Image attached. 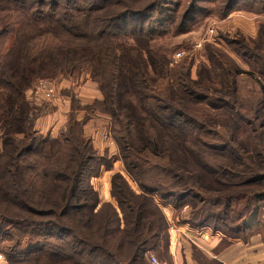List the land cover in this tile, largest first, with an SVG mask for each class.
<instances>
[{"label": "trees", "instance_id": "1", "mask_svg": "<svg viewBox=\"0 0 264 264\" xmlns=\"http://www.w3.org/2000/svg\"><path fill=\"white\" fill-rule=\"evenodd\" d=\"M209 2L0 0V11L20 14L44 42L12 43L0 56V242H8L0 251L8 264H147L146 251L167 252L161 203L179 211L192 202L180 214L191 227L243 241L262 226L264 85L258 82L261 97L247 108L236 79L244 71L212 47V70L193 78L189 63L170 66L162 50L145 54L126 41L171 22L185 32ZM241 5L264 11V0H220L217 11ZM82 72L102 98L81 104L63 90L65 129L38 132L39 114L27 99L36 80ZM91 111L112 118L124 170L137 184L112 173L114 203L101 201L90 183L108 164L83 130ZM150 173L166 180L147 182Z\"/></svg>", "mask_w": 264, "mask_h": 264}, {"label": "rangeland", "instance_id": "2", "mask_svg": "<svg viewBox=\"0 0 264 264\" xmlns=\"http://www.w3.org/2000/svg\"><path fill=\"white\" fill-rule=\"evenodd\" d=\"M124 1L127 3V5H136L140 0ZM219 5L220 0H211V2L207 3L206 6L209 7L210 12L208 11L205 15L196 18V21H194L185 32L178 33L175 30V23L171 22L165 26L159 27L158 30H156V32L149 37L142 36L125 39L128 43L138 46L139 49L145 54H147V52L150 50H162V53L167 54L168 59L170 60V66L176 64V62L180 63L182 61L189 63L192 66L193 78H197L200 75L203 67L208 70H212L213 59L206 51L208 46L212 47L221 53L219 58L221 55H224L226 58L230 59L236 67H239L244 71L236 78L238 96L243 102L244 106L247 108L251 106L254 107L255 101L261 97L259 94L260 87L258 86V82L264 85V11H258L259 5L249 8H243L241 5V7H237L221 16L222 12L217 11ZM114 7L115 6H110V9L113 10ZM105 12L106 11L104 10L100 11L96 14V16ZM109 13H113V11L109 10L108 14ZM99 17L100 20H103L101 17L105 16L101 14ZM210 29H212V32H210ZM41 35V31L36 29L32 30L31 28L25 26L24 19L20 14L14 16L8 11H0V56L5 55L12 43H37L40 47H42L41 43L44 42L43 36ZM245 46L248 49H246ZM245 50L247 51L246 53L244 52ZM178 51L181 52V56L177 60H173V55ZM39 56L42 58L46 57L43 53L39 54ZM60 80H63L65 83L67 82L69 84L89 80V83H93L95 89H97L96 83L93 82L89 74L85 72H82L79 74V76H70V74H66L59 76L58 79H53L55 83ZM262 91L264 93V86ZM101 98L102 95L100 99ZM27 99L30 104H33V111L39 114L37 119L40 117H47L51 114H56L57 112V127L60 128L63 126L64 121L61 118L62 114L56 110L58 108L54 103L55 95L50 101L42 99L36 100L31 96V93L28 92ZM88 114L90 115L87 118L88 123L86 124V130H88L87 136L92 138L95 133H98L99 129L100 136L102 138V133L107 126L110 130L109 137L111 140V143H106L102 138V140L107 144V147H105L103 151L96 149L100 155L106 158L108 164L101 168L98 176L90 179V183L98 192L99 199L101 201H111L114 203L109 193V181L112 173H121L133 189H137V184L131 180L129 175L124 170L122 154L119 150L116 140L113 137V134L111 133L112 118L110 115L98 111H91ZM96 114L102 120H98L92 116ZM66 124L67 123L65 122L64 128L60 130H64ZM212 141L214 143H218L216 140ZM112 143L115 146L114 153L109 150L110 144ZM107 166H111L112 168L106 169L110 168ZM154 180L159 182L165 181L166 178L162 177L161 175L156 177L152 176V178L147 180V182ZM164 204L167 203L160 204L163 212L165 211L162 207ZM189 204L191 206L192 202ZM190 206L188 204L184 205L179 211H176L173 206L171 207L174 210V214H182ZM262 212V226L256 229V233H258V236L256 237L258 242L260 239L262 242H264V207L262 208ZM231 216L232 214H229L230 218ZM169 227L170 224L168 228ZM241 241L246 242L243 240ZM7 243L8 242H0V246L3 247L7 245ZM0 253H2L0 264H8L4 253L2 251H0ZM151 253L157 256L159 259L165 261L167 264H171L167 254L164 253L163 256H159L154 252Z\"/></svg>", "mask_w": 264, "mask_h": 264}, {"label": "crops", "instance_id": "3", "mask_svg": "<svg viewBox=\"0 0 264 264\" xmlns=\"http://www.w3.org/2000/svg\"><path fill=\"white\" fill-rule=\"evenodd\" d=\"M89 82V80H84L69 84L63 80L58 81L54 103L58 108L55 109L62 114L63 126L57 127L56 112V114L36 120L35 128L38 132L56 136L58 131L64 128L66 115L70 110V99L62 90H71L81 104H90L93 100L100 99V92L95 89L93 83ZM84 115L85 111L79 110L76 113V119L81 120ZM92 116L102 120L97 114ZM87 123L88 120L83 126L86 135H88ZM92 143L99 151H103L107 147L100 136L99 129L98 133L92 136ZM109 150L115 152L114 144H110ZM162 207L165 210L163 213L168 224H170L166 254L171 264H238L244 261H249L252 264H264V242L261 239L258 242L256 231L249 236L246 242H242L239 238L226 237L210 227L193 228L180 217V213L174 214V210L169 204H164ZM226 240L227 243H225ZM198 254L200 258L196 257Z\"/></svg>", "mask_w": 264, "mask_h": 264}, {"label": "built area", "instance_id": "4", "mask_svg": "<svg viewBox=\"0 0 264 264\" xmlns=\"http://www.w3.org/2000/svg\"><path fill=\"white\" fill-rule=\"evenodd\" d=\"M210 32H212V29H210ZM180 56H181V52L180 51L176 52L173 55V60H177ZM55 91H56V83L53 80L40 78L36 80L30 93L31 96L36 100L42 99V100L50 101L54 97ZM109 136H110V130L109 127L106 126L102 133V138L103 140H105L106 143H111ZM1 258L2 255L0 253V260ZM144 259L147 264H166L165 261L159 259L157 256H155L149 251H146L144 253ZM238 264H252V263L248 261H244Z\"/></svg>", "mask_w": 264, "mask_h": 264}]
</instances>
